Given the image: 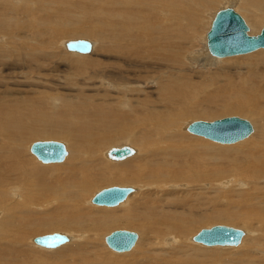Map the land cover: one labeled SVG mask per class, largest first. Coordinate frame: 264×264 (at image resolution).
<instances>
[{"label": "bare ground", "instance_id": "bare-ground-1", "mask_svg": "<svg viewBox=\"0 0 264 264\" xmlns=\"http://www.w3.org/2000/svg\"><path fill=\"white\" fill-rule=\"evenodd\" d=\"M220 1L0 0V264H264V48L207 53ZM229 1L246 33H258L264 0ZM72 31L94 40L85 39L90 54L57 52ZM96 82L110 95L97 97ZM222 110L248 115L253 132L228 145L186 130L188 117ZM39 137L66 142L62 162L34 161L29 141ZM120 137L132 153L113 160L103 149ZM113 182L132 188L118 207L90 202L92 187ZM177 184L189 191L175 195ZM198 185L212 193L204 203L190 195ZM205 203L218 217L249 220L235 256L215 255L218 245L201 262L180 254ZM111 227L136 228L132 250L100 249ZM43 230L69 236L46 249L32 241ZM144 240L151 248L137 251Z\"/></svg>", "mask_w": 264, "mask_h": 264}, {"label": "water", "instance_id": "water-1", "mask_svg": "<svg viewBox=\"0 0 264 264\" xmlns=\"http://www.w3.org/2000/svg\"><path fill=\"white\" fill-rule=\"evenodd\" d=\"M247 27L243 19L231 7L218 9L210 22L205 34L206 48L209 54L215 57H224L237 53H245L257 48H264V24L254 35L246 33ZM67 51L88 53L91 46L89 41L76 38L64 42ZM190 133L203 136L219 143H231L247 136L252 128L250 123L238 116H223L210 121L193 120L186 125ZM29 152L40 162H59L66 154L63 143L56 140H35L29 145ZM132 153L127 145L112 146L106 155L119 160ZM132 191L130 186L111 185L95 192L90 199L92 204L114 206L124 200ZM243 231L239 228L223 224H213L200 228L191 240L204 246H231L238 244ZM136 238V233L127 229H114L103 239L105 244L114 251L130 249ZM32 241L45 248H53L64 241L65 235L57 232L37 235Z\"/></svg>", "mask_w": 264, "mask_h": 264}, {"label": "rangeland", "instance_id": "rangeland-1", "mask_svg": "<svg viewBox=\"0 0 264 264\" xmlns=\"http://www.w3.org/2000/svg\"><path fill=\"white\" fill-rule=\"evenodd\" d=\"M228 4V5H227ZM225 7H231L235 12H237L243 19H244V21H245V23L247 24V26H248V34H249V31H250V26H249V24L247 23V20H246V18L244 17V14L242 13V11L241 10H239V9H237V3H233V2H230L229 0H228V3H226V2H224L223 0L222 1H220V2H218L213 8H212V10H213V12L215 13L218 9H222V8H225ZM11 13V12H10ZM15 17H21V13H16L15 15H14ZM211 19H212V17H211ZM211 19H210V21H211ZM264 24V21L262 22V24L259 26V29L261 28V26ZM14 26H17V25H15L14 24ZM24 31V30H23ZM71 33V34H70ZM77 33V34H76ZM79 32H75L74 33V31H72V32H69V33H65L64 35H62L61 37H60V39H62L63 37V39L62 40H68V39H76V38H84V39H87V40H89V41H91L92 42V38H90V36L88 35V34H85V33H79ZM67 34V35H66ZM257 34V33H256ZM89 37V38H88ZM197 39V46L199 45V51L200 50H202V48H204V47H202V45L204 46V43H202L201 41V39H198V38H196ZM58 40V39H57ZM200 41V42H199ZM92 43H94V40H93V42ZM57 45V44H56ZM93 45V44H92ZM201 47V48H200ZM57 50V52L59 53V52H61V54H63L64 55V53H66V55H67V57H72V54H69L68 55V53L70 52V51H67L65 48H63V50H62V48H57L56 49ZM59 50V51H58ZM62 50V51H61ZM264 50V49H263ZM64 52V53H63ZM68 52V53H67ZM207 52V51H206ZM252 52H254V51H250V52H247V53H243L242 55H248V53L250 54V53H252ZM264 52V51H263ZM208 53V52H207ZM80 54V53H79ZM87 54H90V52L89 53H85L84 55H87ZM71 55V56H70ZM83 55V54H82ZM91 55H93V56H98L99 57V59L100 58H103V55L102 56H100V55H97L95 52L93 53V54H91ZM230 56H233V55H230ZM237 56H240L239 54L237 55ZM73 57H74V55H73ZM225 57H228V56H225ZM225 57H218V59H220V58H225ZM59 60V59H58ZM195 65V64H194ZM197 67V68H196ZM202 67H205V66H200V65H196L195 67H193L192 69L193 70H199V69H202ZM210 68V67H209ZM61 69V68H60ZM63 70L64 69H66L67 70V72L69 71H71V69H67L66 67H63L62 68ZM211 71H213V68H211ZM231 72H232V75H237V72H234V71H232L231 70ZM15 79H20V78H15ZM193 80H194V78H193ZM98 83V84H97ZM21 84H23V85H26V84H24V83H22L21 82ZM96 85H98V91L96 92V94H97V97H100V94H103V95H110V92H108L107 90H106V88L108 87V88H111L110 86H105V84L102 82V83H100V82H96L95 83ZM151 84H153L152 82H149L148 83V85L147 86H152ZM103 86V87H102ZM21 86H18L17 87V84L14 86V90L13 91H16V90H19V91H21ZM23 89H26V87H24ZM88 93H94L95 94V92H93V91H88ZM112 94V93H111ZM111 101V100H110ZM223 112H225V113H223ZM229 113V114H228ZM240 113V114H239ZM211 115H213V116H210V115H204L205 117H204V119H202L203 118V115L201 116V118H199L200 116H193V117H188L187 119L189 120V121H193V120H207V121H210V120H212V119H215V118H220V117H223V116H232V115H235V116H238V117H241V118H245V119H247L250 123H251V125H252V122H251V119L248 117V115H246L245 113H242V112H237V111H230V110H222V112L221 111H218L217 113H214V114H211ZM195 117V118H194ZM191 118V119H190ZM252 128H253V125H252ZM253 132V129H252V131H251V133ZM188 133H190V132H188ZM191 134V133H190ZM193 134V133H192ZM196 135V134H195ZM250 135V134H249ZM197 136H200V135H197ZM202 138H205V137H203V136H201ZM254 138H257L258 139V136L257 135H255V136H253V137H250V138H248L247 140H250V139H254ZM47 139H50V140H57V141H61V142H63V143H65L66 144V142L64 141V140H62V139H58V138H52V137H48V138H46V137H39V138H34V139H32L31 140V142L32 141H35V140H47ZM126 139V137H124V139H123V137H120V138H116L115 140H114V142L113 143H111V144H109L108 146H106V148L105 149H103V150H106V149H108L109 147H111V146H116V145H119V144H129L128 142H126V141H124ZM205 139H207V138H205ZM208 140H210V139H208ZM212 141V140H211ZM240 141V140H239ZM30 141H29V144L31 143ZM213 142H215V141H213ZM238 142V141H237ZM216 143H219V142H216ZM235 143V142H234ZM219 144H228V145H230L231 143H219ZM233 144V143H232ZM131 145V144H130ZM239 145V144H238ZM132 146V145H131ZM132 147H134L135 148V150H136V147L135 146H132ZM28 152H29V150H28ZM30 155V154H29ZM33 156V155H32ZM102 158L103 159H105L106 161H108L109 163H113V162H115V161H113V160H110V159H108L106 156H102ZM34 161L36 162H38V163H42V162H40L39 160H37V159H35L34 158ZM62 162V161H61ZM262 180V178H259L258 180H257V185L256 186H258L257 187V190H256V192H259V191H261V192H264V182H262L261 181ZM260 183V184H259ZM111 185H121V186H130V184H124V183H118V182H113V183H110V184H107V185H104V186H95L96 188H93V191H91L92 190V188L90 189V195H91V193H92V195L95 193V192H97V191H99L101 188H104V187H108V186H111ZM177 186L178 187H175V195H177V196H179V195H181V193H185V192H187V191H189V190H186V187H185V185H183V184H177ZM183 190V192H181L182 190ZM178 190V191H177ZM185 190V191H184ZM192 193L190 194V195H192V196H196V198L198 197V198H200V200L201 201H206V196H211L212 195V193H208V192H205L206 191V185H198V187H195L194 189H191L190 190ZM94 192V193H93ZM194 192V193H193ZM238 192H240V190H234L233 192H231V194L233 195V197L234 198H238V196H240L239 195V193ZM89 193V192H88ZM88 193H87V195H88ZM160 193V192H159ZM208 193V194H207ZM238 193V194H237ZM170 196H172L171 194H169V196H168V194H164L163 195V198L164 197H170ZM181 196H183V194L181 195ZM203 196V197H202ZM204 201H203V203H204ZM246 203V202H245ZM206 205V206H205ZM205 205L203 206V205H199V207L200 206H203V208L202 207H200L201 208V210L204 212L205 210V212L206 213H208L206 216V218H204V219H202L201 221H200V223H195V224H193V225H191V226H189V234L192 236L196 231H198L200 228H205V227H209L210 225H213V224H227V225H229V226H234V227H237V228H240V229H243V230H248L247 228H246V225L248 224V226H250V222H249V220L248 219H239V218H233V219H228L227 217H224L223 216V218L222 217H218L217 215H214L213 214V212H211V211H209V210H207L208 208H207V206L209 205L208 203H205ZM116 206L117 205H115L114 207L116 208ZM111 207H113V206H111ZM118 207V206H117ZM204 207H206V209L204 208ZM204 209V210H203ZM208 211V212H207ZM206 213H204V216H205V214ZM211 213V214H210ZM212 215H214V216H212ZM239 219V220H238ZM248 221V222H247ZM207 222V223H206ZM200 225V226H199ZM252 225H253V223H252ZM251 227V226H250ZM127 229V230H131V231H134V232H136L137 233V230H136V228H125V227H111L110 229H108L107 231L105 230L104 231V233L105 234H108L110 231H112V230H114V229ZM52 232H59V233H64V234H67L68 235V232L66 233V232H64V231H62V230H45V232H44V230L43 231H41V232H39V233H37V235H42V234H47V233H52ZM101 234L103 233V231L102 232H100ZM37 235H35V236H37ZM137 235H138V233H137ZM69 236V235H68ZM190 239V238H189ZM69 241V240H68ZM67 241V242H68ZM185 241H187V243H185L183 246H181V248H180V254H182L183 255V257L185 258V257H187L189 260H191V261H194V260H198V262H201V260H207V258H209L208 257V255L210 256V251H212V250H210L209 249V247H212V246H204V245H202V244H200V243H196V242H189V241H191V239L190 240H185ZM66 243V242H65ZM65 243H63V244H65ZM198 244V245H201V246H197L196 244ZM241 243V242H240ZM240 245V244H239ZM105 246H106V248H103V247H100V249L101 250H103V252L104 253H106V254H110L111 252H113V253H115V252H117V251H113L112 249H110L106 244H105ZM151 244L149 245L148 244V242L146 241V240H144V241H142V242H140V244H139V246L137 247V251H139L140 249H146V248H151ZM238 246V245H237ZM237 246H227V247H223V246H216V247H218L217 249H215V250H213V253L215 254V255H217V256H219V257H221V258H224V259H228V258H230V257H233V256H235L236 255V252H238L239 250H241L242 249V247L241 246H239V247H237ZM237 247V248H236ZM45 248V247H44ZM47 249V248H46ZM58 249H60V248H58ZM130 250H132V248L130 249ZM130 250H128V251H122V253L123 252H129ZM52 252H50V251H48L49 253L48 254H51V253H53L54 252V254L56 253L55 252V250H51ZM134 251V250H133ZM117 253H121V252H117ZM134 253H136V250H135V252ZM51 255H53V254H51ZM127 257V256H126ZM200 260V261H199Z\"/></svg>", "mask_w": 264, "mask_h": 264}]
</instances>
